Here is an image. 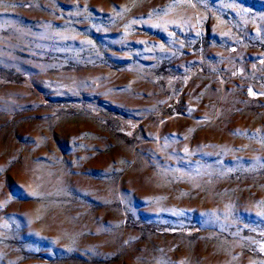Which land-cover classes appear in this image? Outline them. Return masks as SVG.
<instances>
[{
  "label": "rangeland",
  "instance_id": "1",
  "mask_svg": "<svg viewBox=\"0 0 264 264\" xmlns=\"http://www.w3.org/2000/svg\"><path fill=\"white\" fill-rule=\"evenodd\" d=\"M0 264H264V0H0Z\"/></svg>",
  "mask_w": 264,
  "mask_h": 264
}]
</instances>
